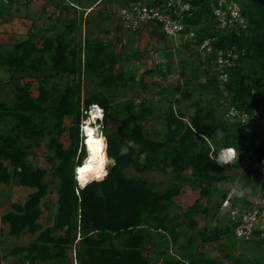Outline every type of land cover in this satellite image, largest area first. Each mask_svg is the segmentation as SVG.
<instances>
[{"label": "trees", "instance_id": "obj_1", "mask_svg": "<svg viewBox=\"0 0 264 264\" xmlns=\"http://www.w3.org/2000/svg\"><path fill=\"white\" fill-rule=\"evenodd\" d=\"M31 1L10 0L12 6L23 8ZM57 1L55 6H63L66 13L52 26L54 35H39L32 23L31 34L14 37L6 50L0 35V65L13 77L17 73L44 76L38 81L37 96L31 92L33 81H28L16 91L13 104L0 102V184L17 181L34 188L1 219L9 236L29 234L33 239L7 248L5 254L0 250V264L13 255L17 256L14 264H73L74 258L78 264H222L208 255V245L218 241L232 264H264V238H239L231 217H219L223 200L231 191L226 183L238 189L254 183L259 186L250 171H237L247 162L264 163V118L242 125L227 116L231 106L249 113L263 108L264 115V0H231L240 6L244 18V25L232 28L219 26L212 0H193L191 11L185 12L182 20L195 37L187 40L184 48L191 56L199 54L198 63L192 66L190 79L162 89L158 94L165 95L159 101L148 97L143 80L124 71L112 43L94 37L89 29L82 36L84 27L92 23L84 13L99 0H90L89 6L81 5L82 0ZM103 2L108 18L118 16L116 6L139 2L164 9L167 3ZM22 11L17 7L5 16L13 18ZM175 11L179 7L174 4L171 13ZM154 26L162 29L159 24ZM165 37L169 36L164 33L165 44L158 51L171 61L173 52ZM206 39H212L216 49L238 54L227 68V81L218 76L202 78L212 70V60L197 51ZM168 63L164 77L172 70ZM63 76L67 81L59 82ZM52 80L53 85L47 86ZM86 81L94 86L84 87ZM135 92L140 93L139 100ZM119 96L123 100H118ZM185 102L196 111L186 113ZM92 104L104 108L106 155L114 164L102 180L81 188L75 168L87 156L81 124ZM66 119L72 120L70 126ZM254 125L262 130L257 131ZM66 134L70 141L67 148L61 141ZM43 146L51 166L50 182L46 180L49 170L30 160V149ZM230 148L236 151V159L219 161L218 153ZM170 170L173 183L164 191L157 190L146 177L150 172L165 174ZM51 185L57 188V199L44 227L41 203ZM260 186L264 196V182ZM195 191L198 196L191 205L177 202L178 197ZM252 203L237 193L233 197L234 206L241 209H250ZM198 215L204 217L202 227L195 218ZM211 221L216 224L211 226ZM240 242L256 247L247 253Z\"/></svg>", "mask_w": 264, "mask_h": 264}, {"label": "rangeland", "instance_id": "obj_2", "mask_svg": "<svg viewBox=\"0 0 264 264\" xmlns=\"http://www.w3.org/2000/svg\"><path fill=\"white\" fill-rule=\"evenodd\" d=\"M82 1L83 4L81 5L83 6H89L93 2H90V0ZM100 1L101 0H99L97 3L95 2V4H92V7L88 8L87 11H85L84 16L90 18L92 23L90 24V26L84 27L82 36H84L85 29H89L94 37H101L105 41L112 43V50L116 54L120 55L121 67L126 72H133L138 80H143V84L148 86L149 92L147 93V95L149 98H155L157 101H159L161 97H163L162 95H165L158 94L162 89H171L177 86L179 83L183 84L186 79H190L191 68L193 65L198 63L197 59L199 58V54L196 56H191L188 54L189 52L184 48L185 43L183 44L180 34L176 37H165L167 40V44L169 45V47H171L173 52L171 61H169L167 58L162 57L164 56L162 52L159 53L158 51L159 48L165 44L164 33L161 29H158L152 24L142 25L137 29H125L122 20H120L118 16L108 18L107 15H105V12L102 10L105 6V3H100ZM56 2L58 1L33 0L23 8V5L15 4L14 6H12L10 0H0V13H4V15H0V35L3 42L5 43L4 50L13 45L14 37H18L19 39L31 34L32 23L36 24V29L39 35L44 33L54 35L55 31H51L52 26L57 25L59 23L60 16H64L66 13L63 6H55ZM132 3H130L129 6H121V9L123 7L126 9L129 8ZM17 7H20V9L23 10L20 15L18 14L13 18L5 16L9 14L11 10L15 11ZM117 7L120 6H116L114 8L116 9ZM102 12L103 14L101 15ZM17 13H19V11ZM118 38H121V40L118 41ZM132 40L134 41L132 42ZM197 51L199 52V50ZM185 61H187L186 64ZM168 62H170L172 70L169 71L167 77H164L167 72V65H169ZM150 70H156L158 73L155 75H150L147 73ZM116 71L117 70H115V72ZM216 72V68L212 66V70L210 72L206 71V73L202 75V78L205 79L209 77L211 80L214 78V76L217 78ZM185 74H187V76ZM43 78V75H40L39 77L30 75L23 76L22 73H17L13 77V75L5 66L0 65V102H6L8 105L13 104L16 100V91L23 87L25 82L28 81H33L31 92L34 96H37L39 94L38 81ZM58 80L59 82L63 83L67 81L65 76L60 77ZM53 81L54 80L50 81L47 86H52ZM92 86H94V83L92 82L86 81L84 84V87L89 89ZM134 94L137 97V100H139L141 97L140 93L138 94L137 92H135ZM117 99L123 100L121 96H119ZM183 109L186 113L189 114L196 111V108L191 106L188 102H185L183 104ZM71 123V119L65 120L66 126H70ZM259 126L254 125L256 130H262V127L260 126L259 128ZM61 141L64 143L66 148L69 147L70 141L68 139V134L64 135ZM247 144L249 143L247 142ZM256 144H259L258 140ZM30 150L31 162L37 167H44L49 170V174L46 180L47 182H50L51 166L50 164H48L44 155L45 147L43 146L38 150L33 147ZM34 153L37 154V157L33 156ZM113 164L114 162L107 159L108 168ZM246 170L251 172L254 181L259 186H256V184L254 183L248 187L238 189L237 187H232L229 183H226L225 187H231V192H237V194L243 196L246 199L254 200L260 193L261 183L264 182V163L247 162L245 168L238 170L237 172L242 173ZM130 172L131 174H136L133 170H130ZM169 172L170 173L165 174L159 171L150 172L146 174V177L149 179V182L152 185H155L154 187H156L157 190L164 191V189H166L173 183V174L171 170ZM231 173H234V170H232ZM239 185L240 184H238L237 186ZM56 190L57 188L54 185H51L49 195L46 196L41 203L43 213L40 218V222L44 225V227L48 225L47 218L48 213L52 210V203H54V201H56L57 199ZM33 191L34 188L22 186L17 181H14L12 185L0 184V250L2 254L7 253V248H14V246L19 245L20 243H26L33 239V237H31L29 234L21 235L19 237H11L6 233V230H8V226L1 224L2 216L11 208L12 204L24 202L27 199L28 195ZM197 196L198 192L195 191L194 193L187 194L184 197H178L177 202H180L182 205L189 206L195 201ZM226 209H221L219 217L225 216ZM195 218L199 220V227H202L205 224L204 217L198 215ZM210 224L211 226H214L216 224V221H211ZM239 241L242 242L243 240ZM241 242L240 244L244 245L242 248L247 253L254 250L256 247L255 245H247L246 243L243 244ZM219 243L220 242L218 241L208 245V255L221 260L222 264H232V261H228L226 259L225 251L223 249L221 250L218 247ZM146 252L150 256L152 255L151 249H147ZM70 255H73L74 257L75 251L71 250ZM16 260L17 256L13 255V257L9 258L8 260L5 259L3 264H8L9 262H12L11 264H14ZM73 264H78L75 258Z\"/></svg>", "mask_w": 264, "mask_h": 264}, {"label": "built area", "instance_id": "obj_3", "mask_svg": "<svg viewBox=\"0 0 264 264\" xmlns=\"http://www.w3.org/2000/svg\"><path fill=\"white\" fill-rule=\"evenodd\" d=\"M193 0H165L166 8L161 6H148L147 4L135 2L129 8L119 9L120 20L125 29H137L142 24L148 23L153 25H161L163 32L168 35L176 36L185 28V21L182 16L185 12H190L192 9ZM179 7V11L171 13L173 5ZM214 15L219 21V26L222 28H232L235 25H244V18L241 14L240 6L231 0H212L211 1ZM129 6V5H128ZM177 12V13H176ZM211 40H207L203 48H206L209 53L213 52ZM238 57V54L233 50L215 52L216 71L221 80L227 81L228 71L233 65V60ZM91 113L101 112L97 105L91 107ZM227 116L231 121H236L242 125H248L251 122H257L264 118L263 108L254 110L249 113L246 110L236 106L228 108ZM231 219L237 224L236 233L239 237L250 239L256 231L261 232L264 236V196L258 195L253 200L252 207L245 210L230 209Z\"/></svg>", "mask_w": 264, "mask_h": 264}, {"label": "clouds", "instance_id": "obj_4", "mask_svg": "<svg viewBox=\"0 0 264 264\" xmlns=\"http://www.w3.org/2000/svg\"><path fill=\"white\" fill-rule=\"evenodd\" d=\"M117 9V13H118V17L120 18V16H119V9H121V7H118V8H116ZM143 25V24H142ZM153 25V24H152ZM120 26H121V24H120ZM185 28H184V30H182V32H179V33H177V35L176 36H178L179 34L181 35V39H182V42H183V44L184 43H186L187 42V40H189V39H193L194 37H195V33H194V31H192V32H189L188 31V26H187V24L185 23ZM123 27V26H122ZM124 28V27H123ZM162 31H163V29H161ZM166 34V33H165ZM168 35V34H167ZM169 37L170 36H173V35H168ZM175 36V37H176ZM209 41V40H211V39H206V40H204L203 41V43L201 44V46L198 48V50H199V52H203V54H205L206 55V57L207 58H210L211 60H212V62H211V68H212V66L213 67H215L216 68V63H215V52L216 51H219V49H216L215 47H214V45H213V41H211V45H212V47H213V52L212 53H209L208 51H207V49L206 48H203V45H204V43L206 42V41ZM182 44V45H183ZM180 46V45H179ZM217 73V72H216ZM217 76H218V78H219V75H218V73H217ZM225 81V80H224ZM93 105H97L98 107H99V109L101 110V112H95V113H91L90 111H91V107L93 106ZM97 113V114H96ZM87 115H86V117H85V119L82 121V124H81V135H82V138H83V143H84V146H85V149H86V151H87V156H86V158L84 159V161H83V163L85 162V160H87L88 158H90V152H89V149H88V146H87V144H86V140H87V137H86V131H85V124L88 122V121H90V120H93L92 121V123H93V125L95 126V127H97L98 128V132H99V134H101V136L104 138V141H105V145H104V147H105V150L107 149V142H106V139H105V136H104V133H103V120H104V115H105V111H104V108L100 105V104H92V105H90V107H89V109L87 110V113H86ZM97 115V116H94V115ZM241 124V123H240ZM233 151V154L230 156V158L228 159V160H225L224 158H223V155H227V152L229 153V151ZM228 155H230V153L228 154ZM107 156V155H106ZM108 157V156H107ZM109 159V158H108ZM217 159L219 160V161H221V162H224V163H231L234 159H236V151L233 149V148H230V149H222L219 153H218V156H217ZM110 160V159H109ZM106 164H107V159H106ZM79 166H76V168H75V176H76V180H77V183H78V185H79V180H78V170H79ZM106 169H108V166L106 165ZM80 186V185H79ZM81 187V186H80ZM85 187V186H84ZM81 188H83V187H81ZM237 192H234V191H230V193L228 194V196L223 200V203H222V206H221V209H226L225 211V215H229L230 217H231V212H230V209H237V210H239V211H241V210H245V209H241V208H239V207H236V206H234V204H233V197H234V195L236 194ZM261 193V192H260ZM258 194V195H261V194ZM256 199V198H255ZM254 199V200H255ZM251 201L253 202V200L251 199ZM253 204V203H252ZM221 209H220V211H221ZM238 236V235H237ZM239 237V236H238ZM239 238H241V237H239ZM255 238H259V239H261V238H264V236H262L261 234L259 235L258 233H255L250 239H244V240H253V239H255Z\"/></svg>", "mask_w": 264, "mask_h": 264}, {"label": "bare ground", "instance_id": "obj_5", "mask_svg": "<svg viewBox=\"0 0 264 264\" xmlns=\"http://www.w3.org/2000/svg\"><path fill=\"white\" fill-rule=\"evenodd\" d=\"M95 113V112H94ZM97 114V113H96ZM94 116H97V115ZM93 120L88 121L85 124L86 131V144L90 152V158L85 160V162L79 166L78 170V180L81 187L86 186L93 180H102L108 173L106 169V156L105 141L104 138L99 134L98 128L92 123ZM230 153V155H228ZM227 152V155H223L225 160H228L233 154V151ZM113 161V159H110Z\"/></svg>", "mask_w": 264, "mask_h": 264}]
</instances>
